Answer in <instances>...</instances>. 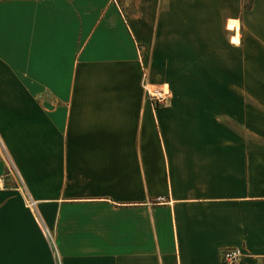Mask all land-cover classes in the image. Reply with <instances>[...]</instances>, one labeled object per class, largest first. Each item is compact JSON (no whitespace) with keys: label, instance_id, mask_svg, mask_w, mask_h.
<instances>
[{"label":"crops","instance_id":"1","mask_svg":"<svg viewBox=\"0 0 264 264\" xmlns=\"http://www.w3.org/2000/svg\"><path fill=\"white\" fill-rule=\"evenodd\" d=\"M8 168L0 264H259L264 0H0Z\"/></svg>","mask_w":264,"mask_h":264},{"label":"built area","instance_id":"2","mask_svg":"<svg viewBox=\"0 0 264 264\" xmlns=\"http://www.w3.org/2000/svg\"><path fill=\"white\" fill-rule=\"evenodd\" d=\"M140 61L142 66L141 85L146 91L148 99L153 107L158 108L168 103L170 99V91L164 86L154 84L150 81L149 71L144 63V51L139 49ZM11 181L14 185H11ZM13 188L22 191V186L17 182L16 177L12 170L8 168L6 173H0V189ZM222 264H236L242 257V252L236 248L224 250L222 255Z\"/></svg>","mask_w":264,"mask_h":264},{"label":"clouds","instance_id":"3","mask_svg":"<svg viewBox=\"0 0 264 264\" xmlns=\"http://www.w3.org/2000/svg\"><path fill=\"white\" fill-rule=\"evenodd\" d=\"M240 25H241V22L239 19H229L226 25L229 31H232L233 29H235L236 31V35L231 37L229 40V43L235 47H239L242 42L241 35H240Z\"/></svg>","mask_w":264,"mask_h":264},{"label":"trees","instance_id":"4","mask_svg":"<svg viewBox=\"0 0 264 264\" xmlns=\"http://www.w3.org/2000/svg\"><path fill=\"white\" fill-rule=\"evenodd\" d=\"M259 264H264V258L260 260Z\"/></svg>","mask_w":264,"mask_h":264},{"label":"snow or ice","instance_id":"5","mask_svg":"<svg viewBox=\"0 0 264 264\" xmlns=\"http://www.w3.org/2000/svg\"><path fill=\"white\" fill-rule=\"evenodd\" d=\"M167 87V86H166Z\"/></svg>","mask_w":264,"mask_h":264}]
</instances>
